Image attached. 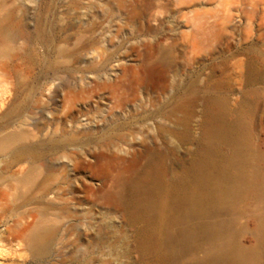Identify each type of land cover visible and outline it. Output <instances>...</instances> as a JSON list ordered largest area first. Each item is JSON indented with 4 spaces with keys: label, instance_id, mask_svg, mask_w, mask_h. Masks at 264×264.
<instances>
[{
    "label": "rangeland",
    "instance_id": "1",
    "mask_svg": "<svg viewBox=\"0 0 264 264\" xmlns=\"http://www.w3.org/2000/svg\"><path fill=\"white\" fill-rule=\"evenodd\" d=\"M240 134L252 175L264 0H0V264H204L217 241L179 242L181 200ZM263 208L247 190L198 219L264 264Z\"/></svg>",
    "mask_w": 264,
    "mask_h": 264
},
{
    "label": "bare ground",
    "instance_id": "2",
    "mask_svg": "<svg viewBox=\"0 0 264 264\" xmlns=\"http://www.w3.org/2000/svg\"><path fill=\"white\" fill-rule=\"evenodd\" d=\"M220 114L221 116L224 114L223 109L220 110ZM220 131L226 136L232 133V130L225 126ZM241 135H238L240 145L234 155L228 159L227 164L221 167V179L214 185L211 179L210 168L213 166L211 158L218 149L208 147L210 155H198L197 170L195 172L196 181L183 194V199L181 200L182 203L188 204L186 205L187 211L183 220L181 222L176 220L178 222L176 238L179 239V242L189 245L201 233H207L217 241L208 261L204 264H257L262 256L260 249L249 250L239 247L235 243L234 232L231 229V220L229 218L218 219L214 223L198 219L201 215L209 216L217 207L225 206L227 209L230 208L234 205L235 198L247 190L258 191L264 205V157L262 158L263 168L252 175L249 174L246 155L243 150L244 139ZM139 190L137 187V193H139ZM139 207L141 209H150L153 204L146 202ZM158 214L162 216L163 211L158 210ZM261 217L258 237L260 243L263 242L264 244V213H262ZM167 255H170V253L163 252L157 260H164Z\"/></svg>",
    "mask_w": 264,
    "mask_h": 264
}]
</instances>
